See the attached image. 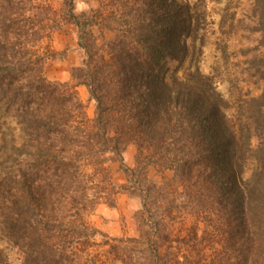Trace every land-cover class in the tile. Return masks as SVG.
Returning <instances> with one entry per match:
<instances>
[{"label": "trees", "instance_id": "obj_1", "mask_svg": "<svg viewBox=\"0 0 264 264\" xmlns=\"http://www.w3.org/2000/svg\"><path fill=\"white\" fill-rule=\"evenodd\" d=\"M201 10L183 0H65L60 15L0 0V264H264V0L244 16L253 47L237 55L228 39L240 9L225 12L224 62L209 75L199 65ZM60 19L77 29L84 59L73 78L95 102L93 119L74 87L45 78L37 55ZM240 56L248 79L229 80V92L256 80L259 93L226 97L217 81ZM130 144L135 169L124 164ZM149 167L171 170L172 182L155 184ZM121 192L142 202L139 235L101 256L89 220ZM180 198L213 235L175 236Z\"/></svg>", "mask_w": 264, "mask_h": 264}, {"label": "rangeland", "instance_id": "obj_2", "mask_svg": "<svg viewBox=\"0 0 264 264\" xmlns=\"http://www.w3.org/2000/svg\"><path fill=\"white\" fill-rule=\"evenodd\" d=\"M85 3L90 0H78ZM105 4L107 0H102ZM185 3L196 5L199 11L207 12L208 16V32L206 33L207 39L205 41V48L200 54L199 65L203 68L204 73L210 74L214 67L220 66L222 62V53L218 49L219 39L221 37L218 34L219 25L226 18L225 24H230L231 19L227 14L231 7H238L240 9L237 22L239 28L232 34L228 42L231 47L232 54H240L241 51L249 49L252 46V39L249 37V29L253 27L251 20L245 19V15L250 11L252 5L256 0H183ZM65 0H33L34 5L45 4L52 6L55 11L61 15ZM87 6V4H85ZM86 6L79 5L78 8L85 10ZM105 6V5H104ZM202 11V10H201ZM59 18V17H58ZM62 22V26L59 30L52 31L49 38H47L40 47L36 49L37 55L43 62V72L45 78L52 83H58L74 87L79 100L84 105L85 112L90 119L95 117L96 105L91 99L89 90L87 87L78 84L73 78V70L80 67L84 59V51L78 45L77 29L70 23ZM240 21L242 22L240 24ZM254 39V38H253ZM103 42V40H102ZM109 59V57L107 56ZM245 58L241 56L239 58L232 59L230 65L232 66L231 76L222 75L218 79V88L220 91L228 97L232 96H247L251 92L254 94L259 93L256 80H248L244 85L239 86L243 91H230L233 84H229V80L234 83L237 80L239 82L243 79H248L247 74L244 75V71L247 69L245 65ZM244 75V76H243ZM139 155L138 147L134 144L127 146L124 152V164L125 167L135 169L137 165V158ZM109 171L112 173L114 180L118 185H124L127 183V176L121 165L113 163L109 165ZM149 178L155 184H164L172 182L174 173L171 170H166L161 167H149L147 171ZM177 204L178 214L175 216L172 228L175 232V236H185V231L195 227L198 231L199 237L210 236L214 234V230L204 222L203 218L193 214L184 201V198H180ZM142 210L141 200L132 194L121 192L116 196L114 204H100L97 210L90 217V223L93 227L101 231L102 235L95 238L96 247L93 249L94 253L107 255L109 247L107 244H116L121 239L136 238L139 235V225L137 222L138 215ZM203 237V238H204ZM200 242V241H199ZM201 243V242H200ZM177 244V243H176ZM204 246H200L199 249L203 253H207L208 249L205 243ZM110 264V263H108Z\"/></svg>", "mask_w": 264, "mask_h": 264}]
</instances>
